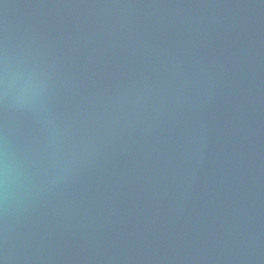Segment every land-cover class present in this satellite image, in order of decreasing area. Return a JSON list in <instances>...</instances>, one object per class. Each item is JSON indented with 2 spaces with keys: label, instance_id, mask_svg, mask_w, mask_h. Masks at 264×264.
<instances>
[{
  "label": "water",
  "instance_id": "95a60500",
  "mask_svg": "<svg viewBox=\"0 0 264 264\" xmlns=\"http://www.w3.org/2000/svg\"><path fill=\"white\" fill-rule=\"evenodd\" d=\"M0 264H264V0H0Z\"/></svg>",
  "mask_w": 264,
  "mask_h": 264
},
{
  "label": "clouds",
  "instance_id": "9594fccd",
  "mask_svg": "<svg viewBox=\"0 0 264 264\" xmlns=\"http://www.w3.org/2000/svg\"><path fill=\"white\" fill-rule=\"evenodd\" d=\"M0 87H3L5 91L8 87V76L7 72L4 73L3 77H0ZM9 164L7 157L5 156L4 160L0 162V192L3 193L4 198H7L8 186H9Z\"/></svg>",
  "mask_w": 264,
  "mask_h": 264
}]
</instances>
